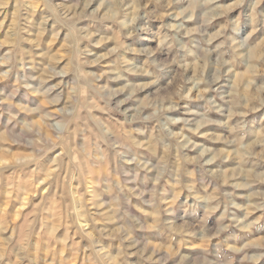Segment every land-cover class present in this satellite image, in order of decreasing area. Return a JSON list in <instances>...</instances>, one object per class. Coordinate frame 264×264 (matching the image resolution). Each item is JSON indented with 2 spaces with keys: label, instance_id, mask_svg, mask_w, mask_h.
I'll return each mask as SVG.
<instances>
[{
  "label": "clouds",
  "instance_id": "clouds-1",
  "mask_svg": "<svg viewBox=\"0 0 264 264\" xmlns=\"http://www.w3.org/2000/svg\"><path fill=\"white\" fill-rule=\"evenodd\" d=\"M0 264H264V0H0Z\"/></svg>",
  "mask_w": 264,
  "mask_h": 264
}]
</instances>
